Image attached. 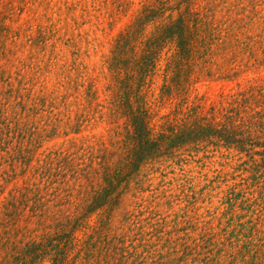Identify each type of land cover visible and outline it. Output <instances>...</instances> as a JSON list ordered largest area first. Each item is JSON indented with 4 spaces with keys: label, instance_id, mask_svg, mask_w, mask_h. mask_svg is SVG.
Returning a JSON list of instances; mask_svg holds the SVG:
<instances>
[{
    "label": "rangeland",
    "instance_id": "rangeland-1",
    "mask_svg": "<svg viewBox=\"0 0 264 264\" xmlns=\"http://www.w3.org/2000/svg\"><path fill=\"white\" fill-rule=\"evenodd\" d=\"M145 2L0 0V212L5 200L18 197L25 223L32 214L26 210L28 198L53 197V188L40 184L38 168L56 162L62 153L87 158L89 147L98 149L99 140L110 146L115 125L109 116V62L120 33ZM209 2L216 8L211 31L228 28L232 35L222 49L213 47L209 62L198 63L191 74L190 100L199 106L202 122L215 126L222 122V107L231 95L248 91L240 97L244 103L236 105L240 116L259 111L264 116V96L259 95L264 91V0H192V6L203 10ZM153 28L149 25L147 32ZM230 41L241 53L236 61L224 49ZM90 87L95 92L91 108L79 100L75 104L73 94L80 99ZM98 103L105 108L96 110ZM77 109L89 112L79 125L74 121ZM169 111L163 109L160 116ZM199 147L143 167L117 207L110 205L107 264H204L202 238L223 241V228L232 216L259 220L257 230L264 237V219L251 212L254 207L242 210L240 202L228 213L224 203L226 191L248 176L244 159L216 143ZM97 218L96 212L92 225ZM227 252L225 247L220 256L225 264Z\"/></svg>",
    "mask_w": 264,
    "mask_h": 264
},
{
    "label": "trees",
    "instance_id": "trees-1",
    "mask_svg": "<svg viewBox=\"0 0 264 264\" xmlns=\"http://www.w3.org/2000/svg\"><path fill=\"white\" fill-rule=\"evenodd\" d=\"M215 10L212 3L203 10L194 8L192 0H146L117 38L109 62L113 76L109 116L115 125L110 146L99 140V148L89 147L87 158L62 153L56 162L38 168L40 184L53 188V197L28 198L26 210L32 214L25 223L21 218L25 210H20L23 201L5 200L0 212V264H107L110 205L113 210L117 207L125 189L141 177L143 167L206 143L233 149L245 161L248 176L235 181L224 197L228 213H234L241 202L240 209L254 207L251 212L264 219L263 113L240 116L236 105L244 103L240 97L248 91L238 92L222 107V122L214 126L202 122L199 106L190 100L191 74L198 63L209 62L213 47L222 49L220 45L232 35L228 28L211 31ZM149 25L154 28L148 33ZM234 47L232 41L224 46L231 61L241 55ZM94 95L90 87L80 99L73 97L75 104L79 100L89 109ZM259 95L264 96V91ZM62 101L67 105L65 98ZM167 107L170 111L160 116ZM103 108L104 104L96 106V110ZM82 110L75 112L76 125L89 119L87 109ZM96 212L98 220L92 225ZM258 223L232 216L223 228V241L208 237L203 242V237L204 264H225L220 258L225 247L229 264H264V237Z\"/></svg>",
    "mask_w": 264,
    "mask_h": 264
}]
</instances>
